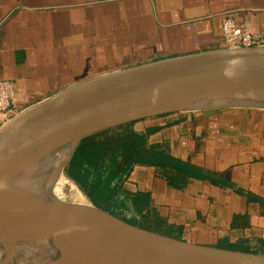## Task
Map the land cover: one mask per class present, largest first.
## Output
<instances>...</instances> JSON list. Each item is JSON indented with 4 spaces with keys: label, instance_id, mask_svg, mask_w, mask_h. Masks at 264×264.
<instances>
[{
    "label": "crops",
    "instance_id": "crops-1",
    "mask_svg": "<svg viewBox=\"0 0 264 264\" xmlns=\"http://www.w3.org/2000/svg\"><path fill=\"white\" fill-rule=\"evenodd\" d=\"M224 16L264 36V0H0V80L13 83L23 110L105 73L222 49ZM134 128L156 129L150 143L227 183L175 188L155 167L135 166L124 189L150 194L162 231L264 254V110L170 113Z\"/></svg>",
    "mask_w": 264,
    "mask_h": 264
},
{
    "label": "water",
    "instance_id": "water-1",
    "mask_svg": "<svg viewBox=\"0 0 264 264\" xmlns=\"http://www.w3.org/2000/svg\"><path fill=\"white\" fill-rule=\"evenodd\" d=\"M220 109L264 110V47L119 69L21 110L0 130V264H264L261 253L132 224L95 205L69 175L88 136L160 115ZM61 174L86 202L57 190Z\"/></svg>",
    "mask_w": 264,
    "mask_h": 264
},
{
    "label": "trees",
    "instance_id": "trees-1",
    "mask_svg": "<svg viewBox=\"0 0 264 264\" xmlns=\"http://www.w3.org/2000/svg\"><path fill=\"white\" fill-rule=\"evenodd\" d=\"M136 122L83 139L70 161L69 175L98 207L132 224L167 234L160 229L163 224L152 208L150 194H131L124 189L135 166L155 167L175 188H184L191 179L209 180L219 186L227 183L216 174L212 176L209 171L172 155L169 144L150 143L149 137L156 129L138 131L134 128ZM132 208L136 215L131 214Z\"/></svg>",
    "mask_w": 264,
    "mask_h": 264
},
{
    "label": "built area",
    "instance_id": "built-area-1",
    "mask_svg": "<svg viewBox=\"0 0 264 264\" xmlns=\"http://www.w3.org/2000/svg\"><path fill=\"white\" fill-rule=\"evenodd\" d=\"M224 48L264 47V36L256 34L250 20L236 21L224 16L221 21ZM16 91L9 80H0V130L20 113Z\"/></svg>",
    "mask_w": 264,
    "mask_h": 264
},
{
    "label": "bare ground",
    "instance_id": "bare-ground-1",
    "mask_svg": "<svg viewBox=\"0 0 264 264\" xmlns=\"http://www.w3.org/2000/svg\"><path fill=\"white\" fill-rule=\"evenodd\" d=\"M59 185L57 187V190L60 191H65L68 193V195L71 196V198H73V200L76 201H80V202H86L87 198L85 196V194L71 181L69 180L65 175L61 174L60 179H59ZM76 192H78L81 195V199H79L78 197L75 196V190H77Z\"/></svg>",
    "mask_w": 264,
    "mask_h": 264
},
{
    "label": "rangeland",
    "instance_id": "rangeland-1",
    "mask_svg": "<svg viewBox=\"0 0 264 264\" xmlns=\"http://www.w3.org/2000/svg\"><path fill=\"white\" fill-rule=\"evenodd\" d=\"M76 191H78V189L77 190H75V196L76 197H78L79 199H81V195L78 193V192H76ZM82 191V190H81ZM83 192V191H82ZM84 193V192H83ZM67 195H68V193H67ZM68 196H70V195H68ZM68 196H66L65 198H69ZM71 197V196H70Z\"/></svg>",
    "mask_w": 264,
    "mask_h": 264
}]
</instances>
